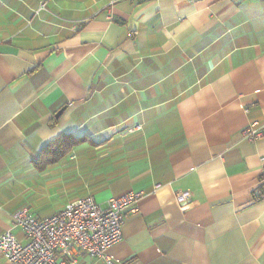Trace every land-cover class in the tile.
Returning <instances> with one entry per match:
<instances>
[{
  "label": "crops",
  "instance_id": "0c3cea01",
  "mask_svg": "<svg viewBox=\"0 0 264 264\" xmlns=\"http://www.w3.org/2000/svg\"><path fill=\"white\" fill-rule=\"evenodd\" d=\"M253 121L264 0H0V233L22 207L42 218L140 191L106 248L114 264H264ZM60 134L76 141L42 161Z\"/></svg>",
  "mask_w": 264,
  "mask_h": 264
},
{
  "label": "built area",
  "instance_id": "2783aa9c",
  "mask_svg": "<svg viewBox=\"0 0 264 264\" xmlns=\"http://www.w3.org/2000/svg\"><path fill=\"white\" fill-rule=\"evenodd\" d=\"M242 134L254 140L264 134V124L253 121ZM140 196V191H129L102 206L86 195L42 218L19 208L11 214L10 227L0 233V251L10 264H72L79 252L114 264L106 248L121 238V223ZM189 198V190L176 194L180 205L188 204ZM14 227L21 235L12 232Z\"/></svg>",
  "mask_w": 264,
  "mask_h": 264
},
{
  "label": "trees",
  "instance_id": "16d2710c",
  "mask_svg": "<svg viewBox=\"0 0 264 264\" xmlns=\"http://www.w3.org/2000/svg\"><path fill=\"white\" fill-rule=\"evenodd\" d=\"M75 138L60 134L50 142H48L40 152L39 158L42 161L52 162L59 158L67 149H69L75 142ZM264 195V184H261L257 191L254 192L255 198H260Z\"/></svg>",
  "mask_w": 264,
  "mask_h": 264
},
{
  "label": "water",
  "instance_id": "95a60500",
  "mask_svg": "<svg viewBox=\"0 0 264 264\" xmlns=\"http://www.w3.org/2000/svg\"><path fill=\"white\" fill-rule=\"evenodd\" d=\"M61 112V109L56 113V114H58V113H60Z\"/></svg>",
  "mask_w": 264,
  "mask_h": 264
}]
</instances>
